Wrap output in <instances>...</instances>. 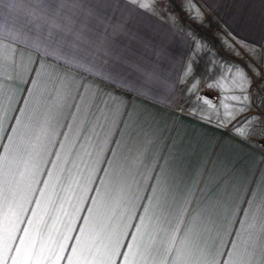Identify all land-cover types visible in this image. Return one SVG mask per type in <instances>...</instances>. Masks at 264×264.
Returning <instances> with one entry per match:
<instances>
[{"label": "crops", "instance_id": "crops-1", "mask_svg": "<svg viewBox=\"0 0 264 264\" xmlns=\"http://www.w3.org/2000/svg\"><path fill=\"white\" fill-rule=\"evenodd\" d=\"M179 1L200 6L234 42L255 49L264 71V0ZM181 8L83 0L75 12L80 39L69 38L75 47L46 55L32 47L35 31L15 41L4 35L26 31L27 17L16 0L0 2L12 77L0 78V153L10 149L12 172L0 200V244L11 232L13 250L23 239L54 253L67 245L63 255L71 256L82 237L118 253L133 245L139 264H171L177 249L188 264H226L228 253L250 247L251 234L261 264L264 147L243 119L175 105L177 82L201 62L178 21ZM38 110L50 117L40 139Z\"/></svg>", "mask_w": 264, "mask_h": 264}, {"label": "rangeland", "instance_id": "rangeland-1", "mask_svg": "<svg viewBox=\"0 0 264 264\" xmlns=\"http://www.w3.org/2000/svg\"><path fill=\"white\" fill-rule=\"evenodd\" d=\"M175 7H182L178 10L181 16L178 21L193 36V52L201 61L194 72L184 71L182 79L177 82L179 89L175 105L190 113H204L206 116L210 113L222 120L243 119L250 128L246 129L249 134L257 135L264 147V103L261 102L264 101V71L260 68L258 54L229 38L200 6L195 4L191 9L179 0H168L169 10ZM173 15L168 18L175 19ZM245 75L246 81L242 79ZM218 76L221 80H216ZM194 85V90L189 91ZM245 95L250 97V102L243 101ZM233 97H241V100ZM241 109L249 112L240 113Z\"/></svg>", "mask_w": 264, "mask_h": 264}, {"label": "snow or ice", "instance_id": "snow-or-ice-1", "mask_svg": "<svg viewBox=\"0 0 264 264\" xmlns=\"http://www.w3.org/2000/svg\"><path fill=\"white\" fill-rule=\"evenodd\" d=\"M16 2L23 7L27 17L23 26L26 31H8L4 33L5 36L15 41L21 39L22 36L26 37L29 32L35 31L36 35L32 37V47L44 51L46 55L56 54L68 46L75 47L74 41L71 44L69 43V38L80 39V33L75 29L77 24L75 12L83 6V0H31V4L34 6H26L25 0H16ZM129 2L139 8L148 9L155 0H151V3L149 0H129ZM88 15H92L91 10L88 11ZM83 27L84 25H81V28ZM3 32V28L0 27V33ZM3 47L4 45L0 43V78L11 79V75L7 74V69L5 68V61L11 63V58L3 55ZM249 50L255 52V49ZM2 87V79H0V88ZM194 88L195 85L189 91L194 90ZM54 99L57 102L59 101V97ZM233 99L241 100V97H233ZM242 99L245 102H250V97L247 95L243 96ZM261 102L264 103V101ZM243 110L241 109V111ZM36 117L40 121L41 131L37 134V139H40L41 135H47V129L50 127V117L46 110H38ZM248 123H251V121ZM15 131L16 129H13V132ZM8 140L12 141L13 136L9 135ZM0 147L4 146L0 145ZM9 151V148H4V153H0V200L7 199L6 188L10 191L12 172L10 169L5 171L8 163L6 153ZM20 208L21 211H27L22 205ZM80 231L83 236L85 230L81 229ZM25 233L27 234V229H25ZM70 238L65 237V239ZM7 239H15V237L9 232ZM7 239L3 244H0V264H9V262L10 264H58L61 260H66L67 264H117L115 259L117 256L123 257V264H139L133 245L127 246L128 251L126 253H118L115 251V247H100L94 244L86 245L82 237H76V246L71 248V256H64L63 252L67 247L64 244L60 245L59 252L54 253L51 249H45L43 246L38 249L34 243H25L21 239L22 246L13 250ZM249 242L250 247L245 248L243 251L237 250L228 253L230 258L226 264H255L253 257L255 256L256 240L252 238L251 234L249 241H246V243ZM116 244H119L118 240ZM233 248H236V245H233ZM13 251L15 254L9 255ZM168 251L171 252L172 250L169 249ZM181 262L182 264H188L184 250L177 249L171 264H181ZM164 264H168L167 260H165ZM208 264H220V262L213 259ZM261 264H264V248H262Z\"/></svg>", "mask_w": 264, "mask_h": 264}]
</instances>
